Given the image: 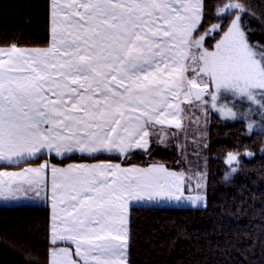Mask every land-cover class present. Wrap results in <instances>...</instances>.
Instances as JSON below:
<instances>
[{"label": "snow or ice", "instance_id": "1", "mask_svg": "<svg viewBox=\"0 0 264 264\" xmlns=\"http://www.w3.org/2000/svg\"><path fill=\"white\" fill-rule=\"evenodd\" d=\"M204 8V0H52L47 48L0 47V160L148 149L150 129H182L184 105L206 106L208 94L212 108L235 118L233 108L217 106L221 90L258 105L264 117V44L250 43L243 19L255 13L242 0L218 6L217 17L231 20L209 51L204 35L223 25L194 38ZM239 156L227 154L233 173ZM46 167L0 172V198L40 197ZM204 178L197 174L198 190ZM184 182L163 166H52L51 243L71 241L80 260L51 248L49 264H129V201L203 202L184 197Z\"/></svg>", "mask_w": 264, "mask_h": 264}, {"label": "trees", "instance_id": "2", "mask_svg": "<svg viewBox=\"0 0 264 264\" xmlns=\"http://www.w3.org/2000/svg\"><path fill=\"white\" fill-rule=\"evenodd\" d=\"M51 0H0V45H47ZM229 0H204L196 33L220 21L205 40L212 47L231 17L218 18L216 8ZM255 13L245 14L249 39L264 44V0H242ZM205 129V132H200ZM148 149L115 154L50 155L56 163L103 158L122 163H160L188 179L190 169L205 173L203 205H135L129 211V264H264V135L248 132L242 119L211 115L202 128L192 124L150 129ZM161 136L164 141L161 142ZM240 153L238 171L226 163ZM251 152L253 155H245ZM45 153L18 163L40 161ZM184 191L189 192V181ZM48 204L0 203V264H49Z\"/></svg>", "mask_w": 264, "mask_h": 264}, {"label": "crops", "instance_id": "3", "mask_svg": "<svg viewBox=\"0 0 264 264\" xmlns=\"http://www.w3.org/2000/svg\"><path fill=\"white\" fill-rule=\"evenodd\" d=\"M63 2H65V0H61V3H63ZM51 3H52V0L50 1V40H49V43L47 45H19V44H16L18 47L32 49V48H47L50 45V42H51ZM194 34H198V33L195 32ZM10 45L11 44H4V45H0V47H7ZM165 127H174V126L165 125ZM149 145H150V139H149ZM133 150H137V149H135V148L130 149L128 152L133 151ZM43 153H45V157L40 161H27V162H25L21 165H18V166L0 165V172H22L26 168H39L41 165L46 164L47 167L45 168V170L42 174V183L40 184V189H41L40 197H36L35 192L33 191V192L28 193L29 198H26V199L17 198V199H8V200L0 198V203L1 204H3V203L4 204H16V203L48 204L50 207V241H51V224H52V206H51L52 201H51V199H46L45 197L46 196L51 197V195H52V166H55L56 168H67L68 165H75V164L93 165V164H100V163L104 162V163H111L113 165L119 164L122 169H128V168H133V167L139 168V169H149L152 166H163L169 172L181 173L178 170L167 168L166 166H164L163 164H160V163H149V164L122 163L118 160H108V159H103V158H97V159H91V160H88V159L70 160V161H67L64 163H56L50 159L51 154L57 156L54 152L50 154L47 152V150H44ZM68 154H84V155H90V156L100 155V154H115V155L122 156L118 152L80 153L78 151H75V152H65L63 155H60L57 157H62V156L68 155ZM38 155H40V154H37V156ZM31 158H34V157H28V158H25L23 160L31 159ZM20 161H22V160H20ZM0 162L1 163H7V164L17 163V162L5 161V160H0ZM200 195L204 197V203H205V201H206L205 194L201 193ZM186 196L189 197V193H186L184 191V197H186ZM169 202L170 201L167 199H157L154 201H148L147 199L142 200V201H138V200L129 201L128 219H129V211H130V208L132 206L145 205V204H163V205L166 204V205H168ZM128 229H129V224H128ZM51 248H56V249L67 248L70 250L71 258L73 260H78V261L80 260V257L76 256V246L71 241H68V240L57 241L54 245L51 243L50 249ZM50 249H49V261L51 259ZM127 256H128V251H127ZM80 264H83V262L81 261Z\"/></svg>", "mask_w": 264, "mask_h": 264}, {"label": "rangeland", "instance_id": "4", "mask_svg": "<svg viewBox=\"0 0 264 264\" xmlns=\"http://www.w3.org/2000/svg\"><path fill=\"white\" fill-rule=\"evenodd\" d=\"M215 23H220V21L215 22ZM211 25H209L206 29H209ZM206 29L198 34H194V38H198L199 36L204 35ZM226 30L227 28L220 34L218 39L214 42L213 46L210 48L205 45V40L209 35L213 33V31L208 32L207 35H204V40L202 42L203 47L209 51H215V46L217 42L221 39V37L223 36ZM250 43H253V42L250 40ZM189 74L191 75V71L189 72ZM212 91H215V89L213 88ZM204 99L207 101L206 106L198 104V103H194L192 105H184V108H185L184 120H183L184 126L192 124L193 126H196L197 129H198V125H200V127L202 128L204 125L207 124L211 115H218L222 118L229 119V120L242 119L245 122L248 132L259 131L264 135V126H262L264 125V117H262L261 111L258 105L251 104L246 98L242 99L239 96H236L230 92L221 90V92L218 94L217 106L220 107V106L227 105V107H231L233 108L234 111L237 112V116L235 118H228V117L222 116L217 109L212 108V100H211L210 94L206 95ZM250 122H255V126L252 131H249L248 129V124ZM205 131L206 130L203 129L200 132H205ZM263 148H264V145H263ZM188 172H189L188 179L185 177V181L186 179L189 181V186H190L189 189L191 190L186 193H189V196H196V195H200L201 193L205 194L206 178H204L203 180V187L201 189L198 190L196 187L197 182H198L197 174H204V177H205L204 171L197 170V169H192V170L190 169V171ZM19 198L20 199L29 198V194L21 195ZM203 203L204 201L202 203H199L198 205H203ZM168 204L169 205H192L187 200H181V201L171 200Z\"/></svg>", "mask_w": 264, "mask_h": 264}]
</instances>
